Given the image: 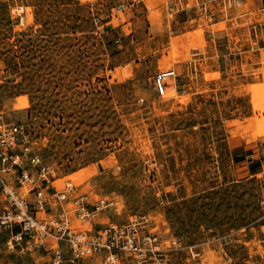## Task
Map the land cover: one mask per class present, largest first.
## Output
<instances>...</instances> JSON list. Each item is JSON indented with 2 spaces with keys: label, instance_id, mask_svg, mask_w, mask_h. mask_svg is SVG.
I'll use <instances>...</instances> for the list:
<instances>
[{
  "label": "rangeland",
  "instance_id": "rangeland-1",
  "mask_svg": "<svg viewBox=\"0 0 264 264\" xmlns=\"http://www.w3.org/2000/svg\"><path fill=\"white\" fill-rule=\"evenodd\" d=\"M232 6L0 0L3 123L28 124L57 184L113 202L96 228L144 217L163 264H264V12L253 37ZM46 259L0 241V264Z\"/></svg>",
  "mask_w": 264,
  "mask_h": 264
},
{
  "label": "built area",
  "instance_id": "built-area-1",
  "mask_svg": "<svg viewBox=\"0 0 264 264\" xmlns=\"http://www.w3.org/2000/svg\"><path fill=\"white\" fill-rule=\"evenodd\" d=\"M176 78L172 69L157 71V95ZM57 179L28 124H5L0 115V241L20 253L39 252L45 264H96V258L99 264H163L159 236L144 231V217L96 228L94 217L113 202L96 200L68 180L58 186Z\"/></svg>",
  "mask_w": 264,
  "mask_h": 264
},
{
  "label": "crops",
  "instance_id": "crops-1",
  "mask_svg": "<svg viewBox=\"0 0 264 264\" xmlns=\"http://www.w3.org/2000/svg\"><path fill=\"white\" fill-rule=\"evenodd\" d=\"M201 1L203 2L204 5H206L207 3H211L213 4L214 7L217 5L218 7L226 6L229 2V0H201ZM234 1L235 0H233V6L229 11L231 19L235 20L238 25H240L243 21H248L249 23L247 25L248 29L250 30V32H252L253 37H255L257 25L255 23L254 24L250 23V20L252 18L251 15L252 13H257L260 15L261 12H264V0H237L235 2ZM176 4L173 7H176L177 6ZM178 4L180 3L178 2ZM218 16H222V14L219 13ZM258 27L262 29L264 25H258ZM234 32H235L234 34L239 36V38L241 39L239 44H242L244 42V39L246 38V36L243 35L244 31L240 28H237L234 30ZM244 50H246V47L244 48Z\"/></svg>",
  "mask_w": 264,
  "mask_h": 264
},
{
  "label": "bare ground",
  "instance_id": "bare-ground-1",
  "mask_svg": "<svg viewBox=\"0 0 264 264\" xmlns=\"http://www.w3.org/2000/svg\"><path fill=\"white\" fill-rule=\"evenodd\" d=\"M177 42V41H176ZM177 45L178 44H176L175 42L173 43L172 42V48H173V52H172V56H170V59H171V57H172V61L175 63L176 61H177V58L179 57V53H178V50H177ZM165 62L163 63V65H162V67H167L168 65H169V59H165L164 60ZM168 69H170V68H168ZM172 69V68H171ZM165 70H167V69H165ZM172 70H174V69H172ZM175 71V70H174ZM171 81V80H170ZM170 84V83H169ZM174 93H175V90L173 89V87H172V89H169V90H167V92H166V94L163 96V98H168V97H171V96H173L174 95ZM73 179H75V178H73ZM82 179V178H81ZM79 180H80V178H79ZM56 181H58V180H56ZM69 181V180H68ZM64 181H62V183H63ZM61 183V184H62ZM61 184H57L56 183V185H60L61 186ZM72 184V183H71ZM73 185V184H72ZM94 199H96L97 200V198H94ZM9 244V246L11 247V243H8ZM12 248V247H11Z\"/></svg>",
  "mask_w": 264,
  "mask_h": 264
}]
</instances>
